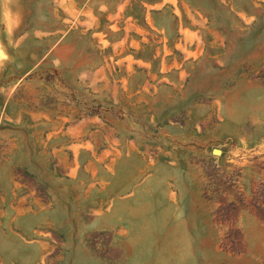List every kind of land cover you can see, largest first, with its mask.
Here are the masks:
<instances>
[{
	"label": "rangeland",
	"instance_id": "374dc122",
	"mask_svg": "<svg viewBox=\"0 0 264 264\" xmlns=\"http://www.w3.org/2000/svg\"><path fill=\"white\" fill-rule=\"evenodd\" d=\"M0 264H264V0H0Z\"/></svg>",
	"mask_w": 264,
	"mask_h": 264
},
{
	"label": "water",
	"instance_id": "95a60500",
	"mask_svg": "<svg viewBox=\"0 0 264 264\" xmlns=\"http://www.w3.org/2000/svg\"><path fill=\"white\" fill-rule=\"evenodd\" d=\"M213 153L217 154V153H219V151L218 150H213Z\"/></svg>",
	"mask_w": 264,
	"mask_h": 264
}]
</instances>
